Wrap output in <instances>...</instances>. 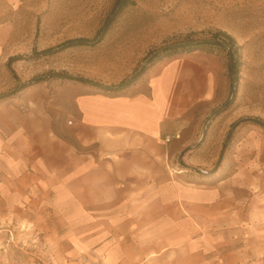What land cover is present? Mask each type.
<instances>
[{"label": "rangeland", "instance_id": "374dc122", "mask_svg": "<svg viewBox=\"0 0 264 264\" xmlns=\"http://www.w3.org/2000/svg\"><path fill=\"white\" fill-rule=\"evenodd\" d=\"M112 2L0 0V134L4 140L18 146L20 130L38 125L73 143L75 101L87 95L108 96L79 80L102 88L117 86L136 76L164 48L207 42L211 33L221 31L235 41L236 77L230 70L228 49L174 54L205 55L213 77L212 96L193 115L197 132L187 148L176 150L172 140L162 143L166 136L161 144L165 153L173 155L168 164L172 171H183L189 184L200 180L209 186L216 182L213 179L233 178L235 196L246 211L253 207L256 215L258 210L264 217V128L247 123L232 129L247 118L264 124V0H134L98 45L33 61L15 60L10 68L5 65L15 56L27 58L34 50L68 39L92 38ZM8 148L0 146V153ZM2 169L0 158V178ZM5 199L1 188L0 264H88L87 250L72 243L71 233L56 224L58 218H25L20 206L9 207ZM253 226L239 231L240 243L253 247L256 261L264 264V219Z\"/></svg>", "mask_w": 264, "mask_h": 264}, {"label": "crops", "instance_id": "0c3cea01", "mask_svg": "<svg viewBox=\"0 0 264 264\" xmlns=\"http://www.w3.org/2000/svg\"><path fill=\"white\" fill-rule=\"evenodd\" d=\"M204 57L159 61L118 96H81L73 143L38 125L20 130L18 146L0 134L13 148L0 153L5 202L25 218H58L88 264H260L239 231L264 217L246 211L233 178L189 184L161 144L194 139L193 115L212 96Z\"/></svg>", "mask_w": 264, "mask_h": 264}, {"label": "trees", "instance_id": "16d2710c", "mask_svg": "<svg viewBox=\"0 0 264 264\" xmlns=\"http://www.w3.org/2000/svg\"><path fill=\"white\" fill-rule=\"evenodd\" d=\"M134 5V0H113L110 10L104 17L102 23L100 24V28L97 30L95 35L92 38H77V39H68L62 43L57 44L56 46H51L50 48L44 49L42 51H33V53L27 57L15 56V58L8 59L5 63L7 67L10 68L11 63L15 62V60H27L33 61L34 59L51 57L52 55H56L68 49L80 48V47H94L98 45L100 42L103 41L106 34L111 30L113 27L112 25L115 21L120 17L122 12ZM212 39L207 42H188L182 44H176L173 47L164 48L160 53L155 55L151 60H149L148 65L142 67L139 73L134 76L131 80H127L122 82L117 86H110L104 87L98 86L92 82H85L79 80L83 83H88L94 87H97L103 91H105L108 95L118 96L122 94L128 87L135 84L137 79H140V76L151 66L152 63L157 62L159 59L164 57H171L174 54L178 53H190L192 51L200 50L203 52L214 51L215 47H219L221 49H228V55L231 60L230 70L232 74L236 77V73L238 71V58L236 56L237 48L235 46V41L232 37L228 34H225L221 31H215L211 33ZM228 106H224L223 108L219 109L217 112H221L222 109L227 108ZM202 175V174H200Z\"/></svg>", "mask_w": 264, "mask_h": 264}, {"label": "water", "instance_id": "95a60500", "mask_svg": "<svg viewBox=\"0 0 264 264\" xmlns=\"http://www.w3.org/2000/svg\"><path fill=\"white\" fill-rule=\"evenodd\" d=\"M223 108V107H221ZM220 108V109H221ZM219 110V109H218ZM208 123V122H207ZM247 123H254V124H257L259 125L260 127L264 128V124L260 121H258L257 119H254V118H247V119H242V120H239L238 122L234 123L233 126H232V129H235L237 126L241 125V124H247ZM224 150V149H223ZM223 150L219 156V159L218 161L221 159L222 157V153H223Z\"/></svg>", "mask_w": 264, "mask_h": 264}, {"label": "built area", "instance_id": "2783aa9c", "mask_svg": "<svg viewBox=\"0 0 264 264\" xmlns=\"http://www.w3.org/2000/svg\"><path fill=\"white\" fill-rule=\"evenodd\" d=\"M177 138H179V135H178V134L175 135V136H172V137H170V136H166V137L163 139V143H169L171 140H173V139H177Z\"/></svg>", "mask_w": 264, "mask_h": 264}, {"label": "bare ground", "instance_id": "6f19581e", "mask_svg": "<svg viewBox=\"0 0 264 264\" xmlns=\"http://www.w3.org/2000/svg\"><path fill=\"white\" fill-rule=\"evenodd\" d=\"M257 34H259V33H257ZM255 36V35H254Z\"/></svg>", "mask_w": 264, "mask_h": 264}]
</instances>
